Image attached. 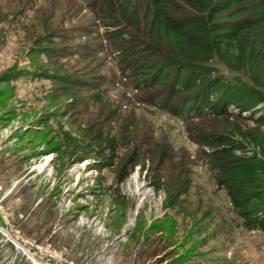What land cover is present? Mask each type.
I'll return each instance as SVG.
<instances>
[{"label": "rangeland", "instance_id": "1", "mask_svg": "<svg viewBox=\"0 0 264 264\" xmlns=\"http://www.w3.org/2000/svg\"><path fill=\"white\" fill-rule=\"evenodd\" d=\"M91 1L0 0V264H264V230L244 223L194 140L225 119L141 107ZM93 48L103 101L82 89L70 104L49 76L80 72ZM253 108L229 106L247 152L264 137ZM97 127L118 140L112 164L88 137ZM156 143L169 146L161 164Z\"/></svg>", "mask_w": 264, "mask_h": 264}, {"label": "trees", "instance_id": "2", "mask_svg": "<svg viewBox=\"0 0 264 264\" xmlns=\"http://www.w3.org/2000/svg\"><path fill=\"white\" fill-rule=\"evenodd\" d=\"M88 6L104 18L103 36L111 42L119 74L139 92L141 107L181 120L225 119L224 130L199 128L193 138L208 147L205 153L218 183L244 223L264 230V137H250L256 150L247 152L249 139L236 137L244 135L230 121L234 114L229 110L230 105L242 111L264 101V0H92ZM98 50H88L89 61L80 72L57 70L49 76L59 82L70 104L83 105L77 94L82 89L92 102L103 101V81L96 63L92 65ZM114 113L109 108L100 117ZM249 116L264 124V106L253 108ZM88 137L95 150L108 149L104 156L112 164L118 140L100 127ZM168 148L167 143H156L147 152L161 164ZM139 151L140 146L133 145L126 161L132 162L131 156Z\"/></svg>", "mask_w": 264, "mask_h": 264}]
</instances>
